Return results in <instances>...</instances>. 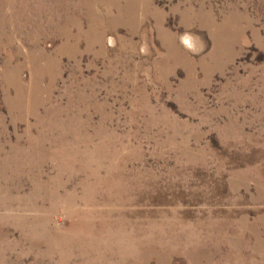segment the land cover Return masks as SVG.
I'll return each instance as SVG.
<instances>
[{"label":"rangeland","instance_id":"obj_1","mask_svg":"<svg viewBox=\"0 0 264 264\" xmlns=\"http://www.w3.org/2000/svg\"><path fill=\"white\" fill-rule=\"evenodd\" d=\"M0 264H264V0H0Z\"/></svg>","mask_w":264,"mask_h":264}]
</instances>
